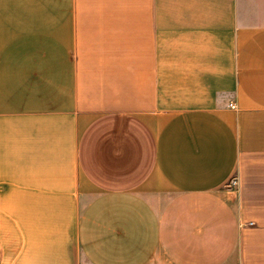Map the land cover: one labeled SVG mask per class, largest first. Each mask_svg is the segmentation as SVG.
<instances>
[{"label": "crops", "instance_id": "crops-1", "mask_svg": "<svg viewBox=\"0 0 264 264\" xmlns=\"http://www.w3.org/2000/svg\"><path fill=\"white\" fill-rule=\"evenodd\" d=\"M0 264H264V0H0Z\"/></svg>", "mask_w": 264, "mask_h": 264}, {"label": "built area", "instance_id": "built-area-1", "mask_svg": "<svg viewBox=\"0 0 264 264\" xmlns=\"http://www.w3.org/2000/svg\"><path fill=\"white\" fill-rule=\"evenodd\" d=\"M232 107L235 108L234 106H232ZM237 184H238L237 179L232 180L230 183L231 186H237Z\"/></svg>", "mask_w": 264, "mask_h": 264}]
</instances>
